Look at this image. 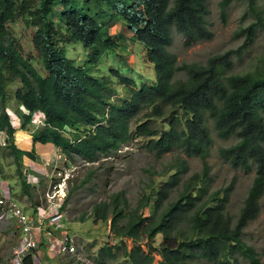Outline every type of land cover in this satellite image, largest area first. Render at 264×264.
Segmentation results:
<instances>
[{
  "label": "trees",
  "instance_id": "trees-1",
  "mask_svg": "<svg viewBox=\"0 0 264 264\" xmlns=\"http://www.w3.org/2000/svg\"><path fill=\"white\" fill-rule=\"evenodd\" d=\"M230 2L219 4L223 19ZM208 4L209 0H0V130L8 141L0 153L12 156L22 195L33 206L39 193L35 198L36 187L27 182L22 164L24 157L39 162L35 143H51L69 162L83 164L110 157L139 138L159 156L174 151L184 155L164 173L167 179L146 186L134 205L122 190L94 203L95 220L109 221L116 241L98 248L96 264H260L243 233L259 215L264 195V66L229 70L234 57L241 56L257 30L264 28V14L259 0H247L245 11L253 19L236 31L244 36L237 48L212 54L204 64H175L176 55L169 50L174 30L186 46L212 38ZM106 15L110 18L103 21ZM116 15L135 29L145 61L153 65L151 82H138L112 67L107 75L94 76L89 67L67 57L65 46L70 43L89 49L88 61L95 65L105 53L125 51L126 46L106 31L105 23ZM18 19L30 30L29 54L10 29ZM179 68L186 78H174ZM16 80L13 99L27 110H17L21 127L30 129L35 110L45 114L44 124L32 130L30 150L14 143L15 129L5 111L8 86ZM211 129L222 139H234L218 148L221 158L235 168L254 171L236 219L227 210L233 185L210 189ZM190 156L200 159L201 169L185 179ZM89 167L82 183L93 178ZM77 186L70 188L65 203ZM32 252L25 254L22 264H33Z\"/></svg>",
  "mask_w": 264,
  "mask_h": 264
},
{
  "label": "rangeland",
  "instance_id": "rangeland-1",
  "mask_svg": "<svg viewBox=\"0 0 264 264\" xmlns=\"http://www.w3.org/2000/svg\"><path fill=\"white\" fill-rule=\"evenodd\" d=\"M220 2L221 0H209L208 4L209 15L207 23L213 32L211 39L201 40L191 46H186L183 44L182 35L174 30L173 42L169 50L176 55L175 64H204L210 55L235 49L242 43L244 36H237L236 31L253 19L245 11L247 9V0H231L226 9L225 19L221 15ZM259 4L264 14V0H259ZM119 20L123 22L121 18ZM116 22L119 21L117 20ZM27 27L28 25L22 19L10 24L13 35L20 39L25 53L29 54L33 49L29 40L30 30ZM122 28V25L118 24V32ZM124 36L126 40L125 51L117 49L118 52L115 54L104 55L96 66L99 72L96 69L91 70V72L95 71L100 75L102 72L107 74L109 67L122 68L123 70L128 67L129 69L124 71L123 74L135 78L138 82L141 80L151 82L154 79V69L152 64L144 61L143 46L135 38V42H131L128 34ZM76 44L77 46H69L66 53L78 63V59H87L88 57L85 55L86 50L79 43ZM243 50L241 56L234 57L233 65L229 72H244L254 70L257 66H264V28L257 30L254 41ZM86 65L91 66V62H87ZM174 78H186L185 70L176 69ZM117 87L118 92H120L121 87ZM15 88V84L8 86V104L11 107L18 104L13 99ZM12 121L16 130H18L19 123L17 119L13 117ZM210 126H212L211 121ZM211 135L214 142L208 157L212 177V181L209 184L210 189L233 185L229 195L227 210L236 219L252 183L254 171L246 172L235 168L219 156L218 148L229 145L234 141L233 138L222 139L216 135L213 129H211ZM144 143L145 140L142 138L129 140L124 145H121L118 151L112 153L110 157L102 158L99 162L83 164L82 160H76L75 163L67 166H62L61 163V171L64 170L62 177H55L49 183L47 176L40 177L44 184L35 189V198L39 193L37 200L40 203H43L41 201H44L45 190L49 188L53 181L64 180L68 193L72 186L78 185L69 195L63 207L67 231L74 236L73 244L78 248V251L75 254L50 252L44 249L46 244L42 245L39 243L37 249L40 250L41 255L46 256V258L39 256L43 264H96L94 256L98 248L106 242L114 244L116 241L112 238L109 221L95 220L92 208L94 203L108 199L112 193L122 190L129 202L134 205L146 186L153 181L157 183L160 180H166L168 174L163 175L167 169L175 164L178 159L184 157L179 151L168 152L159 156L154 151H149ZM35 154L38 156L36 151ZM51 158L48 156L42 162L47 163ZM186 159L188 168L185 173V179L201 169V161L197 156H190ZM23 166L25 169L26 166ZM89 166H92L94 171L93 178L82 183L87 177ZM50 171L51 167L47 166L46 173ZM28 176L29 174L27 179L29 177L32 178ZM0 178L9 181L11 188H13V196L20 202L26 213L31 214L33 206L28 200V196L22 195L19 175L12 156L0 153ZM62 187L60 186L59 189ZM153 200L154 197L152 198ZM260 204L259 215L245 228L243 237L258 252L260 264H264V195ZM60 235L56 232V236ZM157 239L160 241L161 237L158 236ZM19 242L20 230L17 228L15 221L9 219L0 221V264H13L14 249ZM127 244L131 247L132 242L127 240ZM242 264L247 263L242 262Z\"/></svg>",
  "mask_w": 264,
  "mask_h": 264
},
{
  "label": "clouds",
  "instance_id": "clouds-1",
  "mask_svg": "<svg viewBox=\"0 0 264 264\" xmlns=\"http://www.w3.org/2000/svg\"><path fill=\"white\" fill-rule=\"evenodd\" d=\"M135 1H137V0H127V2L128 3H131V2H135ZM106 5H108L107 6V8H108V12L109 13H111V12H113V10L111 9V6H110V4H106ZM109 18H110V15H106V16H104L103 17V21H108L109 20ZM119 18H121L122 20H123V22L122 21H120L119 20ZM119 21V22H116V21ZM118 24H121L122 25V30H119V32H118V30H117V27H118ZM105 25H106V31H107V35L109 36V37H111L112 39H116V40H118V41H121V43L123 44V45H125L126 44V40H125V34H128V37H129V40L131 41V42H135V40H134V38H135V35H134V33H135V29L134 28H132V27H130V26H128V24H127V22H126V20L123 18V17H120V16H114V18H113V20L112 21H110V22H106L105 23ZM136 39V38H135ZM136 41H137V39H136ZM138 42V41H137ZM139 43V42H138ZM80 44V43H79ZM140 44V43H139ZM77 46V44L76 43H70V44H66V46H65V49H66V52H68V47L69 46ZM81 45V44H80ZM142 45V44H141ZM82 46V45H81ZM83 47V46H82ZM84 48V47H83ZM85 50H86V56L88 57V52H89V49H86V48H84ZM143 53L145 54V50H144V48H143ZM114 53V52H113ZM67 54V53H66ZM107 54H109V52L108 53H105L104 55L106 56ZM115 54V53H114ZM67 57L68 58H70L68 55H67ZM104 57V56H103ZM144 57V56H143ZM71 59H73V58H71ZM74 60V59H73ZM89 59L87 58V59H78V63L77 64H80V65H86V63L87 62H89L88 61ZM144 61H145V58H144ZM146 62V61H145ZM147 63H149V62H147ZM87 67H89V69H90V73L92 74V75H94V76H103V75H107L108 74V72H106L107 74H104L105 72H102V73H100V75H98V73L97 72H99V69L96 67L97 66V64L95 65V64H93V63H91V66H88V65H86ZM111 67H109L108 68V70L110 69ZM93 69H96V71L97 72H95V71H92L91 72V70H93ZM122 69V68H121ZM127 69H129L128 67H126V69L125 70H123V73H124V71H126ZM126 75V74H125ZM128 76V75H127ZM130 77V76H129ZM132 78V77H131ZM13 84H15L16 85V87L17 86H19V83H18V80H16ZM16 89V88H15ZM6 106V108H5V111L7 112V114H8V116H9V119H10V122H11V124H12V126H13V128L16 130V127H14V124H13V121H12V118L14 117V118H16L17 119V122L19 123V129H22V130H26L25 128H22L21 127V124H20V122H21V119H20V117H19V111H17L18 110V108L21 110V112H24V113H26V109L23 107V106H20L21 104H17V106L16 105H14L13 107H11V105H9L8 103L7 104H5ZM44 122H45V114L41 111V110H35L33 113H32V121L30 122V129H28L27 131H29L30 132V135H31V133H32V130L33 129H35V128H37V127H39V126H42L43 124H44ZM35 126V127H34ZM69 131H72L71 129H68ZM15 133V132H14ZM32 137V136H31ZM14 143H15V134H14ZM8 144V141H7V134H6V132L4 131V130H0V148L1 147H5L6 145ZM16 144V143H15ZM18 147V146H17ZM20 148V147H19ZM56 148V147H55ZM57 149V148H56ZM1 154H2V151H1ZM24 159V158H23ZM33 161V160H32ZM35 162H37V161H35ZM38 163H40V158H39V162ZM62 163V166H67V165H72L73 163H71V162H69L68 161V159L66 158V156L63 154V153H61L58 149H57V151H56V153H55V155H53V158H52V161L51 162H47L46 163V166H45V171L44 172H38V171H35V170H33V169H31V168H28V167H25V169L23 168V170H24V174H25V176H26V179H27V175L29 174V176H31L32 178H30L29 176V178L27 179V182H29V184H31L32 186H34V187H38L39 186V174H40V176H41V178H43L44 176H47V179H48V183L50 182V180H51V173L54 171V169H56L57 171H60L61 172V176H59V178H61L62 177V172L64 171H61V166H60V164ZM22 165H24V162H23V164ZM26 165V164H25ZM47 166H49V167H51V171L50 172H48V173H46V170H47ZM70 169V168H69ZM68 178V177H67ZM1 186H7L8 187V190H9V192H10V196H11V198L18 204V206H20L25 212H26V210L22 207V205L20 204V202L13 196V193L11 194V192H12V188H11V186H10V183H9V181L7 180V179H1L0 178V189H1ZM47 191V189L45 190V192ZM67 195H68V190H67ZM67 195H66V198H67ZM66 198H65V200H66ZM65 200H64V202H63V205H62V211H63V207H64V204H65ZM41 202H43V203H40V202H37V205L36 206H33V211H32V213L31 214H28V215H31V216H33V215H36L37 214V212H38V208L40 207V208H42V207H45L46 205V201H45V195H44V201H41ZM6 219H9V220H14L15 221V223H16V226H17V228L20 230V242H19V244L20 243H22L23 242V240H24V235H23V231H22V227H21V225L17 222V220L15 219V218H11L10 216H9V212L8 211H6V210H4L1 206H0V221H3V220H6ZM63 221H64V225H65V231L66 232H68L67 231V226H66V220H65V216L63 217ZM43 231V230H42ZM36 232V231H35ZM56 232H58L57 230H54L53 231V235H52V237L51 238H55V237H58V236H56ZM59 233V232H58ZM68 234H70L69 232H68ZM59 235H60V233H59ZM72 237H73V242H74V236L72 235V234H70ZM35 238H36V240H37V243H36V247H34L33 249H30L27 253H29V252H32L33 250V252H32V258H33V264H35V259H34V254H38L40 257H43L44 255H41V252H40V250H38L37 248H38V244L39 243H41L42 245H45L46 244V248H44L45 250H48V251H50V252H53L50 248H49V246H50V241L48 240V238H47V234L45 233V230L43 231V233L41 232V230H40V232H36V234H35ZM19 244H18V246H19ZM47 244L49 245L48 247H47ZM17 246V247H18ZM16 247V248H17ZM15 248V249H16ZM14 249V250H15ZM26 253V254H27ZM56 253H58V252H56ZM69 254V253H68ZM25 256V255H24ZM24 256H23V258H24ZM45 258H46V256H44ZM22 258V259H23ZM13 259H14V254H13ZM13 259H12V263H13ZM41 261H42V259H41ZM42 263H43V261H42ZM21 264H22V260H21Z\"/></svg>",
  "mask_w": 264,
  "mask_h": 264
},
{
  "label": "built area",
  "instance_id": "built-area-1",
  "mask_svg": "<svg viewBox=\"0 0 264 264\" xmlns=\"http://www.w3.org/2000/svg\"><path fill=\"white\" fill-rule=\"evenodd\" d=\"M61 176V172L54 169L51 173V180ZM60 186H63L59 189ZM67 186L64 180L53 181L45 192L46 206L38 208L36 215H28L18 204L11 198L7 186H1L0 189V206L9 212L11 218H15L21 225L24 240L14 250L13 264H21L23 256L36 247V232L45 230L47 238L50 241L49 248L53 252L75 254L78 248L73 244V237L65 231L63 221L64 213L62 205L67 195ZM43 230V231H42ZM57 230L61 235L51 238L53 231ZM36 231V232H35ZM35 264H43L39 255L34 254Z\"/></svg>",
  "mask_w": 264,
  "mask_h": 264
},
{
  "label": "crops",
  "instance_id": "crops-1",
  "mask_svg": "<svg viewBox=\"0 0 264 264\" xmlns=\"http://www.w3.org/2000/svg\"><path fill=\"white\" fill-rule=\"evenodd\" d=\"M15 143L18 147L23 150H30L32 147V139L30 132L27 130L18 129L15 130ZM35 151L38 153V157L40 158V163L32 161L31 159L24 157L23 162L24 165L28 168H31L38 172H44L46 162H42L43 159H46L48 156L53 158V154L57 151L53 144L47 143L45 145H41L39 143H35ZM52 158L49 159V162L52 161Z\"/></svg>",
  "mask_w": 264,
  "mask_h": 264
}]
</instances>
